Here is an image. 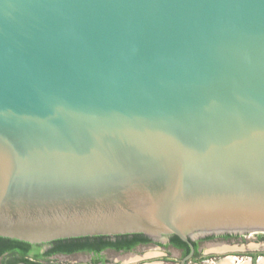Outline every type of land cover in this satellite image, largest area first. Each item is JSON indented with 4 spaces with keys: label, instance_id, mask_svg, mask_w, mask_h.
Segmentation results:
<instances>
[{
    "label": "water",
    "instance_id": "1",
    "mask_svg": "<svg viewBox=\"0 0 264 264\" xmlns=\"http://www.w3.org/2000/svg\"><path fill=\"white\" fill-rule=\"evenodd\" d=\"M222 233L264 234V0H0V238Z\"/></svg>",
    "mask_w": 264,
    "mask_h": 264
},
{
    "label": "flooded vegetation",
    "instance_id": "2",
    "mask_svg": "<svg viewBox=\"0 0 264 264\" xmlns=\"http://www.w3.org/2000/svg\"><path fill=\"white\" fill-rule=\"evenodd\" d=\"M252 235L222 233L199 237L191 241L193 253L189 258L190 247L174 235L163 238H150L142 234L96 236L13 247L0 243V264H198L199 259L202 263L215 259L207 264H221L228 259L231 264H257L264 260V248H258L256 256L245 257L239 263H233L234 258L215 255L203 257L200 253L203 244L211 243L210 252L221 253L227 247L222 243L245 242ZM258 236L264 241V234ZM179 240L185 246H181Z\"/></svg>",
    "mask_w": 264,
    "mask_h": 264
},
{
    "label": "rangeland",
    "instance_id": "3",
    "mask_svg": "<svg viewBox=\"0 0 264 264\" xmlns=\"http://www.w3.org/2000/svg\"><path fill=\"white\" fill-rule=\"evenodd\" d=\"M210 244L211 243H206L201 245L200 247V253L202 254L203 257H207L209 255H215V256H224V257H228V258H234L233 263H239L242 262L243 260H245L246 258L249 257H254L257 254L255 252H257L258 248H264V241L260 240V237L258 236V234H254L251 237L247 238L245 242L242 241H234V242H226V243H222L223 245L225 244L227 247L225 251H222L221 253H213L210 252ZM213 244V243H212ZM264 255V252H263ZM236 259V261H235ZM215 259H211L209 260V262L206 263H202L201 260L199 259L198 264H207V263H212L214 262Z\"/></svg>",
    "mask_w": 264,
    "mask_h": 264
},
{
    "label": "trees",
    "instance_id": "4",
    "mask_svg": "<svg viewBox=\"0 0 264 264\" xmlns=\"http://www.w3.org/2000/svg\"><path fill=\"white\" fill-rule=\"evenodd\" d=\"M0 243L8 244V246H10V247H13V246H28V243L20 242V241H16V240L5 239V238H0ZM179 244L181 246H185L180 240H179Z\"/></svg>",
    "mask_w": 264,
    "mask_h": 264
},
{
    "label": "bare ground",
    "instance_id": "5",
    "mask_svg": "<svg viewBox=\"0 0 264 264\" xmlns=\"http://www.w3.org/2000/svg\"><path fill=\"white\" fill-rule=\"evenodd\" d=\"M218 247H216V249H217Z\"/></svg>",
    "mask_w": 264,
    "mask_h": 264
}]
</instances>
